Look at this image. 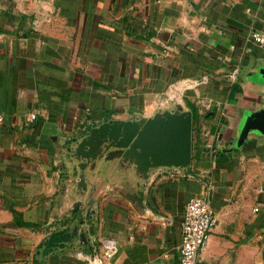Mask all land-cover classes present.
Masks as SVG:
<instances>
[{"label":"crops","instance_id":"crops-1","mask_svg":"<svg viewBox=\"0 0 264 264\" xmlns=\"http://www.w3.org/2000/svg\"><path fill=\"white\" fill-rule=\"evenodd\" d=\"M0 264H180L187 201L217 222L203 264H264V0H0ZM178 92L194 108L197 157L147 184L108 180L90 244L63 234L66 142L108 115L152 113ZM36 112L33 120L29 114ZM57 137V138H55ZM241 142V143H240ZM94 234V236H92Z\"/></svg>","mask_w":264,"mask_h":264},{"label":"water","instance_id":"water-1","mask_svg":"<svg viewBox=\"0 0 264 264\" xmlns=\"http://www.w3.org/2000/svg\"><path fill=\"white\" fill-rule=\"evenodd\" d=\"M194 123V108L182 94L173 92L150 114L108 115L69 139L64 160L71 204L64 218L77 212L64 227L70 238L93 248L89 234L97 193L108 180H131L142 186L160 171L189 170L194 160ZM250 129L264 131V109L251 111L241 142Z\"/></svg>","mask_w":264,"mask_h":264},{"label":"built area","instance_id":"built-area-1","mask_svg":"<svg viewBox=\"0 0 264 264\" xmlns=\"http://www.w3.org/2000/svg\"><path fill=\"white\" fill-rule=\"evenodd\" d=\"M252 35L257 42L264 45V32L255 30ZM36 115V112H31L28 120H33ZM4 119L5 115L0 112V126ZM262 206H264V201H258L254 205V210L257 211ZM216 222L215 210L203 195H194L187 201L182 220L180 264H203L200 256L201 251L207 244ZM118 249L116 240L108 239L103 249V255L93 257L91 264H103V259L113 258Z\"/></svg>","mask_w":264,"mask_h":264},{"label":"trees","instance_id":"trees-1","mask_svg":"<svg viewBox=\"0 0 264 264\" xmlns=\"http://www.w3.org/2000/svg\"><path fill=\"white\" fill-rule=\"evenodd\" d=\"M198 142H199V136L197 134V130L194 135V158L197 157V147H198ZM63 234H68L65 230L63 232L60 231V233H53L50 235V237L44 241V244L49 247L52 246L53 244L57 243L58 241H62L63 239Z\"/></svg>","mask_w":264,"mask_h":264}]
</instances>
